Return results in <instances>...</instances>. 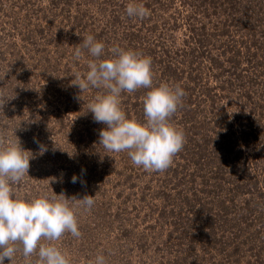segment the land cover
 <instances>
[{
  "label": "rangeland",
  "instance_id": "rangeland-1",
  "mask_svg": "<svg viewBox=\"0 0 264 264\" xmlns=\"http://www.w3.org/2000/svg\"><path fill=\"white\" fill-rule=\"evenodd\" d=\"M87 35L103 59L133 50L154 86L184 90L170 123L185 142L166 170L99 144L87 105L101 90L73 85ZM148 90L121 94L129 119L144 122ZM0 138L30 158L14 196L95 197L89 211L69 202L82 235L53 242L70 264H264V0H0Z\"/></svg>",
  "mask_w": 264,
  "mask_h": 264
},
{
  "label": "clouds",
  "instance_id": "clouds-1",
  "mask_svg": "<svg viewBox=\"0 0 264 264\" xmlns=\"http://www.w3.org/2000/svg\"><path fill=\"white\" fill-rule=\"evenodd\" d=\"M126 14L144 18L148 10L142 4L129 3ZM84 49L93 59L88 60L86 73L75 74L73 85L81 91L89 87L101 90L87 105L94 122L105 125L99 131V144L109 152H126L132 163L145 171L166 170L185 142L183 132L170 123L185 95L184 90L179 85L173 88L166 83L154 86L151 57L113 47L112 58L103 59L105 45L93 35H87L76 47V59L81 58ZM141 88L149 89L143 96V123L129 119L120 103L122 93H134ZM39 149L41 153L47 151L42 144ZM27 152L19 139L16 142L0 138V264L5 259L12 264L18 251L22 252L24 264H70L66 254L53 242L65 233L76 238L82 235L76 210L69 202L74 201L76 207L89 211L95 197L67 198L61 193L25 200L14 196L11 185L20 183L28 175ZM77 179L74 175L71 182L76 183ZM33 255L36 259H32ZM94 264H106L105 257L96 256Z\"/></svg>",
  "mask_w": 264,
  "mask_h": 264
},
{
  "label": "trees",
  "instance_id": "trees-1",
  "mask_svg": "<svg viewBox=\"0 0 264 264\" xmlns=\"http://www.w3.org/2000/svg\"><path fill=\"white\" fill-rule=\"evenodd\" d=\"M234 54H236V53H234ZM215 116H213V118H220V115H216V114H214Z\"/></svg>",
  "mask_w": 264,
  "mask_h": 264
}]
</instances>
